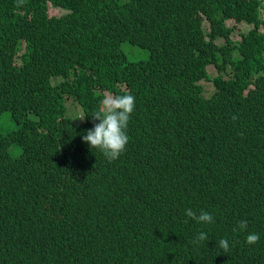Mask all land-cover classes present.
Returning <instances> with one entry per match:
<instances>
[{
	"label": "trees",
	"instance_id": "trees-1",
	"mask_svg": "<svg viewBox=\"0 0 264 264\" xmlns=\"http://www.w3.org/2000/svg\"><path fill=\"white\" fill-rule=\"evenodd\" d=\"M262 8L0 0V264H264ZM125 93L129 141L109 162L82 136Z\"/></svg>",
	"mask_w": 264,
	"mask_h": 264
},
{
	"label": "clouds",
	"instance_id": "clouds-1",
	"mask_svg": "<svg viewBox=\"0 0 264 264\" xmlns=\"http://www.w3.org/2000/svg\"><path fill=\"white\" fill-rule=\"evenodd\" d=\"M135 106V97L131 93L104 95L99 101V107L91 115L92 119L98 123H94L93 128L86 130V134L82 136L83 142L87 143L91 149H99L109 162L117 160L128 144L127 128ZM185 215L197 223L212 224L215 222L212 214L203 210L197 214L193 209L188 208L185 209ZM247 227L248 221L241 220L237 228H233V232L246 231ZM259 239L258 233H249L246 236V243L253 245ZM206 241H208V235L201 231L192 242L198 244ZM218 244L224 252L229 251L227 239L219 240Z\"/></svg>",
	"mask_w": 264,
	"mask_h": 264
},
{
	"label": "rangeland",
	"instance_id": "rangeland-1",
	"mask_svg": "<svg viewBox=\"0 0 264 264\" xmlns=\"http://www.w3.org/2000/svg\"><path fill=\"white\" fill-rule=\"evenodd\" d=\"M62 10L60 9H55V8H49V13H59L61 12ZM262 11H263V14H264V8H262ZM229 22H232V21H229ZM206 25V23L204 24V26ZM246 27L245 24H243L242 22L240 23H237L236 25H234V37H238V32L239 30H244ZM212 69V68H211ZM206 85V89H209L210 88V84L209 83H205Z\"/></svg>",
	"mask_w": 264,
	"mask_h": 264
}]
</instances>
